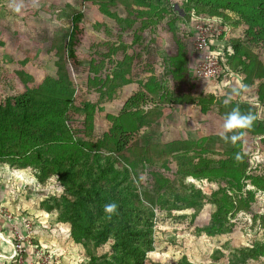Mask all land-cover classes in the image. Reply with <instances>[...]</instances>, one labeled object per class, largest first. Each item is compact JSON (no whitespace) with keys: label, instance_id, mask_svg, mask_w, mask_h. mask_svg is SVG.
<instances>
[{"label":"rangeland","instance_id":"rangeland-1","mask_svg":"<svg viewBox=\"0 0 264 264\" xmlns=\"http://www.w3.org/2000/svg\"><path fill=\"white\" fill-rule=\"evenodd\" d=\"M162 2L168 17L155 26H147L137 43L132 32L138 24L129 30L122 29L113 19L101 15L96 5L86 0H0V101L8 93H20L25 88L37 89L46 76L56 77V45L53 42L69 31L70 17L80 14L74 45L75 58L67 59L66 68L74 89L66 123L71 136L77 141H95L109 130L111 123L108 116H117L128 109L135 112L137 108L143 111L151 109L155 110L151 112L154 120L140 126L131 136H122L120 141L125 146L198 143L200 149L203 148L207 153L208 157L204 155L205 158L214 160L215 165L222 164L226 160L224 150L231 149L233 143L220 139L223 120L217 105L212 103L203 111L195 102L178 104L174 101H180L185 95L195 100L197 97L209 100V96H212L216 102L254 108L255 122H263L264 107L258 102V86L264 81V21L261 20L260 24L251 21L249 24L237 25L239 8L231 0ZM17 5H21L19 11L15 10ZM196 5H199L198 21L209 20L216 32H222L225 27L231 39H235L241 48L249 50L254 56V59H250L253 61L249 60L250 64H255L249 66L254 75L249 84L242 83V79L234 75L210 80H200L194 75L198 58L194 51V24L188 16L190 12H195ZM215 5L224 9L231 29L222 24L219 18L209 16L208 9ZM110 11H115L120 18L125 16L119 6H110ZM177 42L182 46L186 61L184 81L172 72L166 74L168 69H174L165 66L168 61L164 58L176 54ZM121 44L129 47L118 49ZM113 48H116L115 53H112ZM125 53L128 56L134 54L126 76L131 82L121 87L110 86L107 77L112 80V74L117 72L114 64L122 62V54ZM17 72H24L31 81L22 82ZM150 76L155 79L149 80ZM147 81L155 95L162 88V94L159 93L162 101H157V97L142 90ZM84 103L95 105L91 113L93 127L90 137L85 134L83 126L86 115ZM239 142L237 160L244 163V176L239 177L235 171H231L229 182L220 178L209 181L208 177L214 175L209 171H205L208 175L202 178L187 176L186 181L203 196L199 211L195 212L191 208L166 211L154 207L153 244L146 253L144 264H176L181 259L192 264H228L229 259L236 264H264V256L244 259L239 255L241 248L264 244V136L257 137L244 129L235 143ZM171 159L166 166L156 163L152 167L144 165L136 170L134 178L140 198H143L142 192L151 193L154 183L160 180L159 177L154 180L151 172L157 176L159 173L173 187L179 186V175L185 174L187 170L181 173V163ZM210 167L215 166L211 164ZM8 172L6 165H0V210L14 218V224L28 236L30 245L24 246L21 261H18L19 258L10 259V243H13L10 229L14 224L10 226L0 217L3 226L0 227V233L6 239L0 241V264H84L90 257L100 256L107 251V244L100 247L74 244L69 224L58 222L56 211L46 213L40 210L39 203L45 199L44 196L59 194V188L48 185L50 181L46 188H40L30 170L16 175ZM221 188L236 192L235 195L241 201L240 211L231 209L234 227L224 234L200 232V229L211 225V215L216 207L209 201L212 193Z\"/></svg>","mask_w":264,"mask_h":264},{"label":"trees","instance_id":"trees-1","mask_svg":"<svg viewBox=\"0 0 264 264\" xmlns=\"http://www.w3.org/2000/svg\"><path fill=\"white\" fill-rule=\"evenodd\" d=\"M86 1L96 5L101 15L113 19L122 29L129 30L138 24L132 32L137 43L147 26H155L168 17V11L163 8L162 0ZM231 1L235 7L237 6L236 8H239L237 12L240 14L238 15L240 19L237 20V25L249 24L251 21L260 24L261 20L264 21V0ZM110 6L121 7L125 16L120 18L115 11H110ZM195 7V12L192 11V14L190 12L188 16L193 24L198 19L196 16L199 15V5ZM220 8L215 5L207 12L211 18H219L222 24L231 29L228 16H224V9L220 10ZM79 18L80 14L70 17L69 31L58 41L53 42L56 45L54 49L57 57L56 77L46 76L37 89L25 88L20 93H8L0 101V165H6L11 175L24 174V171L30 170L34 181L41 185H38L40 188L45 187L49 181L51 183L48 185L52 184L59 188V194L44 196L45 199L39 203V208L46 213L56 211L58 222L69 224L70 236L74 244L80 247L89 244L94 247L108 245L104 254L90 257L84 264H144L146 253L152 249L153 244L154 207L166 211L190 208L195 212L199 211L203 205V196L198 189L186 181L187 176L202 178L208 175L205 171H209L214 174L208 177L209 181L220 178L227 182L231 180V171H235L239 177L244 176V163L237 160L240 142L234 143L231 149H225L226 160L216 165L214 160L204 157L207 153L203 148L200 149L198 143H147L141 146H125L120 141L122 136H131L140 126L154 120L151 112L155 110L143 111L142 108H137L136 112L128 109L117 116H108L110 128L100 139L82 142L73 138L66 123L69 119L74 89L66 68L67 59L75 58L74 45ZM231 38L228 37L224 41L225 70L239 80L242 79V83L249 84L254 76L249 70V66L252 65L249 60L254 59V56ZM179 44L176 43V54L164 60L168 61L165 66L174 69H168L166 74L172 72L184 81L186 61L181 51L182 46ZM128 47L124 44L118 45V49ZM115 51L116 48H113L112 53ZM122 55V62L114 64L117 72L112 74V80L107 77V84L110 86L121 87L122 84L131 82L126 76L130 71L134 54ZM17 76L22 82L31 81L24 72H17ZM151 78L155 79L154 76H150L149 80ZM148 84L149 81L144 83L142 90L157 97V101H162V95L159 94H162V88L158 89L155 95L152 86L148 87ZM258 87V102L264 107V81ZM100 93L103 95L102 92ZM175 102L178 104L195 102L203 111L214 103L220 116L234 106H238L242 112H251L255 116V109L250 106L216 102L212 96H209V100L202 97H197L195 100L185 95L180 101ZM83 106V111L86 112L83 126L85 134L90 137L93 127L91 113L95 105L84 103ZM245 129L257 137L264 136V121L254 120L252 126ZM236 131L241 135L244 129ZM171 158L181 163V173L184 169L187 170L185 174L179 175V186L175 188L170 182L162 179L159 173L157 176L155 172H151L154 180L160 178V183H154L153 191L142 192L143 198H140L134 178L136 170L144 165L152 167L156 163L166 166ZM211 164L215 167H210ZM235 194L236 192H228L224 188L212 193L209 202L215 205L216 210L211 215V225L200 229V232L216 235L233 229L231 209H235V212L241 210L239 207L241 201ZM110 202H115L118 207L116 213L109 218L103 211V206ZM239 255L244 259L262 257L264 244L241 248ZM229 260L228 264H236ZM176 264L192 263L181 259Z\"/></svg>","mask_w":264,"mask_h":264},{"label":"built area","instance_id":"built-area-1","mask_svg":"<svg viewBox=\"0 0 264 264\" xmlns=\"http://www.w3.org/2000/svg\"><path fill=\"white\" fill-rule=\"evenodd\" d=\"M194 23V51L197 54V64L194 67V75L200 80H210L211 78H223L224 76H232L225 70L223 54L225 43L228 39L227 29L223 27L222 32H216L214 25L209 20L198 21ZM198 21V22H197ZM221 22H219L220 24ZM221 25V24H220ZM230 31V30H229ZM236 77V76H235ZM237 78V77H236ZM0 217L10 226L14 224V218L6 211L0 210ZM13 243L11 244V255L9 258L18 259L22 256L24 246L30 245L28 236L20 232L14 224L10 229ZM22 233V234H21ZM5 241V237L0 233V241Z\"/></svg>","mask_w":264,"mask_h":264},{"label":"clouds","instance_id":"clouds-1","mask_svg":"<svg viewBox=\"0 0 264 264\" xmlns=\"http://www.w3.org/2000/svg\"><path fill=\"white\" fill-rule=\"evenodd\" d=\"M21 5H17L16 11L20 10ZM223 123L222 130L219 133L220 139L227 143H235L239 138L240 133L234 131L237 129L250 128L255 116L251 112L244 113L238 106H234L230 111L222 116ZM237 158H239L237 156ZM117 204L115 202L106 203L103 206V211L108 214L109 218L117 211Z\"/></svg>","mask_w":264,"mask_h":264},{"label":"crops","instance_id":"crops-1","mask_svg":"<svg viewBox=\"0 0 264 264\" xmlns=\"http://www.w3.org/2000/svg\"><path fill=\"white\" fill-rule=\"evenodd\" d=\"M231 36H232V34H230ZM228 37H230L229 35H228ZM1 223V222H0ZM0 227L1 228H3V226H2V224H0ZM7 234H5V236H6Z\"/></svg>","mask_w":264,"mask_h":264}]
</instances>
